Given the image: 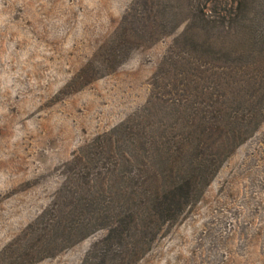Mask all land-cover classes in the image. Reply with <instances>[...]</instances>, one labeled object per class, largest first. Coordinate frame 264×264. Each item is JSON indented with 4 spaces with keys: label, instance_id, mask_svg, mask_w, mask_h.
Segmentation results:
<instances>
[{
    "label": "rangeland",
    "instance_id": "rangeland-1",
    "mask_svg": "<svg viewBox=\"0 0 264 264\" xmlns=\"http://www.w3.org/2000/svg\"><path fill=\"white\" fill-rule=\"evenodd\" d=\"M196 2L0 0V264H264V64ZM232 62L244 76L219 72ZM226 117L240 138L206 145L218 168L136 250L70 225L88 180L112 206L150 202L183 174L186 126Z\"/></svg>",
    "mask_w": 264,
    "mask_h": 264
},
{
    "label": "trees",
    "instance_id": "trees-1",
    "mask_svg": "<svg viewBox=\"0 0 264 264\" xmlns=\"http://www.w3.org/2000/svg\"><path fill=\"white\" fill-rule=\"evenodd\" d=\"M191 13L195 15V19L203 23V26H207L209 29L216 27L225 32L229 40L236 38L235 28L241 27L240 36L235 41L242 45V50L234 54V58L245 60L247 57H254L257 58V66L264 64V0H197ZM206 42L209 46H215L219 41L213 38ZM230 42L224 40L221 45L225 48L226 54L232 56ZM200 66L203 65H198V67ZM219 66V72L223 74L229 76L242 74L244 76L246 66L249 65L236 67L232 62V64ZM251 80L252 83L257 84V88L263 87L260 84L262 83L261 75L257 74ZM255 113L262 112L257 109ZM226 118L228 119L224 123L200 121L186 126V134L181 141L182 146L177 148L179 154L185 155L189 159L179 168L183 174H180L179 178L172 182V185H167L170 187L169 189H163L161 192L156 190L152 193L149 198L150 202H141L138 195L133 194L131 190L128 197L133 203H135L134 200H139V204L121 203L112 206L103 198L100 200L101 192H97L94 188L95 185L92 182L90 184V180H88L84 186L85 189H82V193L78 197V205L75 207L77 211H80V218L82 213H86V215L82 219L75 217L70 225L74 222L72 225L74 229L87 228L96 224L106 227L105 238L107 244L111 245V247L108 245L109 252L114 251L118 245H125L127 249L130 246L131 249L136 250L139 246L138 243H142L141 239L145 236V230L150 227L152 221H158L160 224L173 221L189 204L192 198L191 193L196 186L197 175L194 173L207 174L218 168L217 160L219 158H207L206 145L216 139L232 145V142L240 138L242 128H234L235 126L230 123V117ZM113 145V140L109 139V146L112 148ZM167 145L169 146V144ZM128 146L131 145L128 144ZM207 170L210 171L207 172ZM189 172H191L190 175ZM113 173L115 174V172ZM118 195L124 197L125 192L118 190ZM129 238H133V240L128 242Z\"/></svg>",
    "mask_w": 264,
    "mask_h": 264
}]
</instances>
